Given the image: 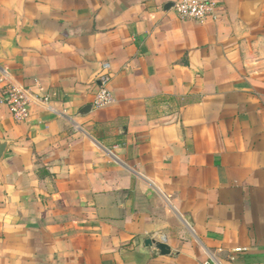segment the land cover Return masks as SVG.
I'll use <instances>...</instances> for the list:
<instances>
[{
  "label": "crops",
  "instance_id": "crops-1",
  "mask_svg": "<svg viewBox=\"0 0 264 264\" xmlns=\"http://www.w3.org/2000/svg\"><path fill=\"white\" fill-rule=\"evenodd\" d=\"M215 1L0 0L35 98L18 123L0 83V264H264V0Z\"/></svg>",
  "mask_w": 264,
  "mask_h": 264
},
{
  "label": "built area",
  "instance_id": "built-area-1",
  "mask_svg": "<svg viewBox=\"0 0 264 264\" xmlns=\"http://www.w3.org/2000/svg\"><path fill=\"white\" fill-rule=\"evenodd\" d=\"M218 7L215 0H173L172 10L179 21L202 22L207 18H214ZM102 70L103 73L98 79L99 89L92 100L91 106L93 108L104 107L112 102V95L108 90L110 83L109 65L102 64ZM0 83H4L1 102L8 107L14 121L24 122L29 115L30 104L35 98L27 88L8 78L2 69H0ZM243 251L245 249L236 248L232 250V254H240ZM203 264H221V262L209 258Z\"/></svg>",
  "mask_w": 264,
  "mask_h": 264
},
{
  "label": "water",
  "instance_id": "water-1",
  "mask_svg": "<svg viewBox=\"0 0 264 264\" xmlns=\"http://www.w3.org/2000/svg\"><path fill=\"white\" fill-rule=\"evenodd\" d=\"M173 6V3H168L165 8L168 9V8H171ZM91 106L90 105H87L85 106L82 110H84V112H88L90 110ZM6 147V143L3 142V141H0V158L4 152V149ZM154 244L155 245V248L158 250V252L160 253V255H167L169 254L170 252V249L168 248V246L164 243H153L152 241L146 239L144 241V245H147V246H150Z\"/></svg>",
  "mask_w": 264,
  "mask_h": 264
}]
</instances>
